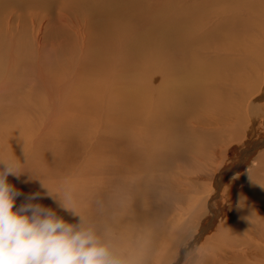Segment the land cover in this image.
<instances>
[{
	"label": "bare ground",
	"instance_id": "bare-ground-1",
	"mask_svg": "<svg viewBox=\"0 0 264 264\" xmlns=\"http://www.w3.org/2000/svg\"><path fill=\"white\" fill-rule=\"evenodd\" d=\"M45 1L47 0H0V50H7L11 60L9 61L11 62L10 65H15L13 68L18 67L23 61L38 63L42 58L43 38L41 35L43 25L41 23L43 22L37 18V13L34 12V8L36 9L34 4L39 6ZM60 1L63 4L64 1L70 3L73 7L82 10L79 12L84 14L85 23L89 25V27L86 25L85 29L91 28L89 31L85 30L79 33V46H82V52L87 48L85 46L87 43H96L99 45L100 51L103 49L111 50V54L116 51L114 48L118 47L121 49L120 52L124 58L121 54L117 57L118 55L115 53L116 57L126 60L124 65L127 70L130 59L138 61L137 63L141 66L139 71L137 70L138 65H135L137 69L132 67L131 72L126 69L118 71V68L109 71L107 73L109 79L105 81L107 83L102 87L100 86V80H102L100 74H95L96 80L89 79L86 85L81 84L77 90H74L73 96L76 97L78 103L83 105L81 110L93 111L95 107L99 108L102 117L98 118L99 123L96 122L95 124H98L96 131L93 128L95 132H99V137L105 138L110 133L122 138V140L135 143V145L133 143L127 147L126 153L122 157L119 155L121 153L118 152L119 149L115 151L110 149L107 158L108 162L112 161L107 168L110 177L103 178L102 182L94 183L92 186L94 189L91 192L86 193L87 190L83 184L77 186V208L79 211L88 217L98 233L102 237H107L115 250L126 255L132 264H264V243H260V240L259 244L254 241L255 232H257L255 227L264 230V213L260 210L262 203H264V137L255 141L254 146L252 145L253 149L257 151L253 165L236 176L237 181L235 183L236 186L240 185V188L236 202L230 208L233 217L221 221L215 229L216 234L210 235V231H214L216 218L222 214V211L217 207L220 205L217 198L221 194L220 190L225 175L230 173L226 160L231 150L236 146L243 145L257 132L264 133V37L261 36L262 29L260 30V25L264 27V0H190L184 9L172 6L167 8L163 5L158 8L155 6L151 8L148 0ZM25 8L30 10L27 12L30 15L31 34L34 37L33 51L27 58L23 56L24 54L21 53V48L18 45L19 40H22V34H19L20 31H14L25 15L20 11ZM4 10L9 11L6 16L3 15ZM145 20L146 22H144ZM141 23H147V27H141L145 30L138 32L142 30L138 29ZM1 25H3L2 28ZM4 27L7 28L5 30L7 31L6 36L4 35L5 32H2ZM87 32L90 34L89 38L86 36ZM12 33V37L9 36ZM4 54L6 53H2V55ZM111 54L110 56L114 53ZM115 58L110 59L114 62ZM117 59L114 63L120 62ZM26 63L28 64V62ZM3 65L0 64V67ZM24 65L25 62L19 67ZM34 67L36 68V64ZM42 70L44 69L36 70V82H33L47 97L42 99V106L39 103L40 99L36 103L26 102L27 109L29 111L32 109L33 117L21 126L15 125L19 129L18 136L0 135V151L14 156L20 151L28 157L32 156L33 153L31 154L27 148H33L32 143L38 145L44 137L47 127L55 122L57 116L59 118L60 107H62L60 99L65 96L66 90L70 91L68 87L77 79V74L72 73L73 80L61 82V84L58 82V87L49 89L48 80L52 79L50 76L48 78ZM18 71L23 70L17 69L16 72ZM80 71V64H78L77 72ZM141 71L145 76L142 77ZM2 76H0L2 79L0 82L9 79L8 75V78L5 75ZM81 76L83 75L81 74ZM84 76L80 79L84 80ZM158 76L161 78V83H156L158 86L156 84L154 86V83L151 82L155 80L151 81V78ZM65 77L67 79L68 75ZM28 79L31 81V78L28 77ZM20 80H23L22 77ZM24 80L23 82H28ZM33 80L35 79L33 78ZM120 85L123 87L117 88ZM18 92L16 93L18 94ZM4 98L7 97L4 96ZM105 101H108L105 103L106 106L103 105ZM5 102L7 103L6 100ZM58 102L60 105H57ZM44 105L51 106L49 116L44 111V109L47 110ZM1 113L0 115H2ZM46 115L48 118L46 120L43 118L40 122L41 125L34 123L40 116ZM111 120L114 122L109 123ZM62 135L64 136V134ZM66 135L69 134L66 133ZM204 135L207 137H202ZM197 141L200 143L197 144ZM49 144L52 145L50 142ZM195 145H200L201 158L195 157L194 162L200 163L198 166L196 164V167L204 170L197 178L203 182L209 181V183L206 186L197 187V182L195 184L193 178L189 177L190 175L186 178L180 177L181 179L175 183L178 185L179 195L178 192L175 195L177 197L175 198L174 210L172 209L173 212L168 217L162 214L163 217L157 215V219L151 220V213L149 215L142 205L144 201L148 202L146 201L148 195H154L148 192L150 190L148 188L152 182L154 185L159 180L156 176L160 175L159 173L163 168L161 162L163 158L161 157L167 152L168 158L173 159L175 157L176 159L181 151L191 150ZM43 146L41 147L43 148ZM35 148L34 150H38ZM65 154L67 155V153ZM53 155L55 154L53 153ZM55 157L57 158V156ZM17 159L19 158L17 157ZM73 159L79 158L74 157ZM121 161L124 172L130 176V179L126 180V188L123 190L125 194L120 190L116 193L112 192L121 182L119 179L122 172L117 170V163ZM243 164L244 161L240 160L236 169L242 170ZM168 173L170 172H166V175ZM232 173L234 172L231 171ZM114 175L119 179L114 178ZM8 180L19 190H22L21 188L25 185L11 175ZM48 181L52 180L49 179ZM26 184L28 185H25V194L35 191L32 187L29 188V183ZM167 185L169 184L167 183ZM159 187L161 188L160 185ZM162 187L167 186H164L163 183ZM44 191L42 190L43 193H45ZM55 193L53 194L55 195ZM116 194L119 195L117 198L114 197L113 202L116 200V203H120L125 198L120 208L108 206L112 202L111 196H117ZM62 195H57L56 198H63L64 195ZM163 195L165 196V194ZM69 196L71 195L67 197ZM148 199L150 201V198ZM254 199H257L255 204ZM70 200L73 199L70 198ZM39 202L53 208L69 222H73L70 213L50 204L52 202L49 203L48 198H43ZM166 206L168 207L167 204ZM242 216H245V223L240 221ZM205 234L208 236L202 241ZM130 244L135 246L133 253L130 251L124 253L123 249ZM139 249L141 250L140 257H138Z\"/></svg>",
	"mask_w": 264,
	"mask_h": 264
},
{
	"label": "rangeland",
	"instance_id": "rangeland-1",
	"mask_svg": "<svg viewBox=\"0 0 264 264\" xmlns=\"http://www.w3.org/2000/svg\"><path fill=\"white\" fill-rule=\"evenodd\" d=\"M189 1L190 0H153V1L152 0H148V3L151 5V8L154 7V6L158 8V7H160V6L163 5L164 7L167 6V8H171V6H172V7H178V9H184L186 7V5L189 3ZM199 1H204V0H199ZM34 7H36V9L34 8V12L37 13V18L39 20H41V22H43V23H41L43 25V28H42L43 31H42V35H41L42 38H43V51H41V53H43V54H42L41 60L38 63H32V62H29V61H23V62H25V65L24 66L26 67V69H25L24 66L23 67L22 66L19 67L20 65H23V62L20 63V65L18 67H14L13 68V66H15V65L14 64L13 65H10L11 62H9V61H11V60L9 59V53L7 52V50L5 49V47H4L5 50H0V64H4L2 67H0V74L2 73L0 76H2V75H5V77L7 75L9 76V79H6V81H1L0 82V89H1L0 90L1 91L0 93H2L1 95H2L3 98H4V96L7 97V98H4V100H3L2 97H0V113L3 111L1 113L2 115H0V135L1 134H3L4 136L10 135L11 137L18 136L19 135V129H17L16 126L17 125L18 126H21L23 123L27 122L28 120H30L33 117V112H31L32 109L30 111L27 109L26 102L27 101H30V102L32 101L33 103H36L37 100L40 99L39 100V103L41 105L42 99H44V98L47 97L46 95H44L42 93V91H41V89L39 87H36L35 86V82H36V70L44 69L42 71L47 74L48 78H49V76L51 77L52 80H48V82H49V89H51V88H54L55 89L56 87L59 86V84H61V82H65L67 80H70V81L73 80L74 77H73L72 73L74 74V72H75V74H77V79H75V81L71 83V86L68 87V89H70V91L69 90H66L65 91V96L64 97L62 96V98L60 99V101H61L60 104L62 106V107H60V109H61V113L59 114L60 116H59V118L57 116L55 122L52 125L50 124L51 125L50 126L51 128L50 127H47L48 129H46V132H45L46 135L44 134V137L39 141V144L37 143L38 145H40L39 148H38V145H35V143H32V145H34L33 148H31V149L30 148H27L31 154L33 153L32 156H30L31 158L28 157V155L26 156V154H22L20 151L17 152V155L15 157L16 158L18 157L20 160L23 161V163L21 161V164H22V167H23V170H24V175H22L20 178H16V180L19 179L20 183L21 184H25V185H28V184H26L24 181L26 179L29 180L30 181V182H28L30 184V187L29 188L32 187L33 191L35 190L34 192L39 191V192L43 193L42 190L44 191L45 188H43L41 186L42 183L45 184V185H47L49 188H51L53 190V193L56 192L55 193V196L62 195L63 192H64V194H63L64 196L62 195L63 198L66 197L69 200H70V198L73 199V200H70V201H72L76 205V207H77V186L79 187L80 185L83 184V187L87 190L86 193L91 192L94 189L92 187L94 183L102 182V179L103 178L110 177V173L107 170L108 164L110 166V163L112 162L111 160L108 162V159H107L109 157V151H110V149L112 151H115V150H118L119 149L118 152L119 151L121 152V153L119 152L120 153L119 155H121V157H122V155L124 156V153H126L127 147L129 145H132L134 142H130V141H127V140H124V139L122 140V138H120L118 136H113L110 133H108V136L105 137V138L99 137L98 136V135H100L99 132H95L96 131V127L98 125V124L97 125H95V124H96V122L99 123V119L98 118L102 117V114L98 110L99 108H96L95 107V109L93 111H89L88 109H85V111L84 110H81L82 107H83V105L80 104V103H78L76 101L77 100L76 97L73 96L74 95V90H77V87L79 85H81V84L82 85H86V82L89 79H91L93 81V79H95L94 75L95 74L98 75V73L100 74V78H102V80H100V86L102 87L103 85H105L107 83L105 81H108V79H109V78H107V73L109 71L114 70L115 68L116 69L118 68V71H121V70L126 69V66L124 65L126 63V60L125 59L123 60L124 57L121 54L122 52H120L121 49H119L118 47H116V49L114 48V50H116V51L115 52L113 51L112 54L113 53L114 54L116 53L118 55L117 57H119V55L121 54V56L123 57L122 59H117L116 54L115 55L114 54L112 55L111 54V50L107 51V50H104L103 49L102 51H100L99 45L96 44V43H92V44H88L87 43L85 45L87 48H85L84 52H82L83 51L82 50V46H79V44H80V42H79V33L81 31H85L86 30L85 29V26L87 24L85 23V20H84L85 19L84 16H83L84 14H81L79 12V11H82V10L76 8L75 6L73 7L72 4H70V3L68 4L65 1H64V4H63L60 0H47V1L43 2V4H39V6L34 4ZM54 7H55V9H54ZM24 10H25V12H24ZM58 10H59V12H58ZM73 10H74V12H73ZM27 11L30 12V10H28L27 8H25V9H23V10L20 11L21 13H23L25 15H24L23 19L21 20L19 26H17V28L14 29L15 32L20 31L19 34L20 35L22 34L21 35V39L22 40L21 41L19 40L18 45L21 48V53H23L24 54L23 56H25L26 58H27V56L30 55V52L33 51V46H34V44H33L34 43V40H33L34 37H33V34H31L32 33L31 32V25H30V21L31 20H30V15L28 14ZM55 11H56V13H55ZM8 12H9L8 10H4L3 15L6 16V14ZM81 17H82V19H81ZM0 19H1V16H0ZM75 21H77V22H75ZM144 22H146V20ZM69 24H70V26H69ZM142 24L143 23H141L140 26H139V28H138V29H142V30H140V31H138V29H135V30H137L138 32L144 31L145 29H143V28L147 27L146 26L147 23H144L143 26H142ZM2 26L3 25H1V28H2ZM87 26L89 27V25H87ZM75 27H77V28H75ZM141 27H143V28H141ZM3 29H2V32H5L4 35L6 36L7 35V31H5V30L7 28H5L4 30ZM90 29L91 28H88V30H86V31H89ZM65 30H66V32H65ZM260 30L263 32L261 36L264 37V27L261 26V25H260ZM60 31H62V32H60ZM69 31H70V33H69ZM251 34L256 35L257 33L256 34L251 33ZM12 35H13V33L11 35H9V36L12 37ZM86 36L89 38L90 37V34L87 32V35ZM19 39H20V36H19ZM59 39L61 40V42H60ZM71 41H73V42H71ZM20 43H21V45H20ZM92 47H93L94 50L92 49ZM87 49H88V51H87ZM60 51H61V53H60ZM69 51H70V53H69ZM2 53H6V54L2 55ZM75 53H77V54H75ZM57 54L58 55L60 54V55L58 56ZM110 54L112 56H110ZM62 55H64L63 58H62ZM121 56H120V58H121ZM60 58H62V59L60 60ZM110 58H115V60L117 59L120 62L116 61V63H114L115 60L113 62V60L110 59ZM84 59H86V60L84 61ZM133 60L134 59H130L129 63H131V64L128 63V66H129L128 68L129 69L128 70L126 69V70L129 71V72H131V70H133V68H136L135 65H138L139 66V67H137L138 69L136 68L138 71H139V68L141 67L140 64L137 63L138 61H136V60L133 61ZM2 61H3V63H2ZM86 61H88V62L86 63ZM26 62H28V64ZM26 64L28 65V67L26 66ZM35 64H36V68L34 67ZM78 64H80V68H81V71L80 72H77V65ZM119 64H120V66L122 68L120 66H118ZM31 66L33 67L32 69H31ZM109 66L113 67V69H111V67H109ZM15 68H17L18 70H21L22 69L23 71L16 72L17 69L15 70ZM92 68H94V69H92ZM107 68H108V70H107ZM86 70H87V73H86ZM22 72H25V73H22ZM48 72H49V74H48ZM141 73H142V77L145 76L142 71H141ZM81 74L83 76L85 75L84 76V80H81L80 79L81 77H83V76H81ZM66 75H68L67 79L65 77ZM8 76H7V78H8ZM16 76L17 77L19 76L20 79L22 77L23 80L25 79L29 83L28 82H23V80L21 81ZM123 76H124V74L122 75V77ZM28 77L31 78V81L29 79L27 80ZM33 78L35 80H33ZM137 78H139V77L137 76ZM14 79H16V80L14 81ZM153 79L155 81H152ZM0 80H2L1 77H0ZM33 81H35V82H33ZM151 81H152L151 83H154V86H155L156 83L157 84L161 83V78L159 76L157 78H151ZM11 82H12V84H11ZM58 82H59V84H58ZM30 83H33V84H30ZM97 83H98V81H97ZM94 84H96L95 81H94ZM7 86H8V88L9 87L10 88L8 89ZM121 87H123V86H121V85L120 86H117V88H119V89ZM31 88H32V90H31ZM28 90H31V91H28ZM17 91H19L20 93L18 92V94H17L16 93ZM5 93H7V94H5ZM8 93H10V94H8ZM150 93L152 94V92H150ZM9 97H10V100H9ZM49 99L50 98L48 97V100ZM5 100L7 101V103L5 102ZM10 102H12V103H10ZM13 102H15V103H13ZM59 102H58L57 105H60ZM106 102H108V101H105L103 103L104 106H106V104H105ZM8 104H9V106H8ZM71 105H72V107H71ZM44 107L47 108V110L44 109V111L49 116V114H50L49 113V109H50V112H51V106L44 105ZM66 109H67V111H66ZM25 110H26V112H25ZM76 110H78V111H76ZM88 111H89L90 114L88 113ZM74 113H76L75 116H74ZM4 115H5V117H4ZM70 115H71V117H70ZM46 116H42V117L40 116L38 120L34 121V123H37V124L41 125L40 122L43 120V118H45V120L48 118V116L47 117ZM64 116H67V117H64ZM62 118H63V120H62ZM3 119H5V120H3ZM89 120L92 121V122H90ZM1 121L3 122V124H1L2 123ZM86 122H87V124H86ZM112 122H114V121L111 120V122H109V123H112ZM5 127H7V128H5ZM34 128L41 129L40 127H34ZM93 128L95 129V131H94ZM71 129H74V130H71ZM5 131H6V133H4ZM74 131H75V133H74ZM66 133L69 134V135H71L72 137L69 136V135H66ZM62 134H64V136ZM261 134H262L261 132H257L255 135H253L250 138V140L245 141L243 145L236 146L235 148H233V150H231V152H230V154L228 156V159L226 160V165L228 166V169H230V173H227L225 175L226 177H225V180L223 182V186H222V188L220 190V193L221 194H219V196L217 198V200L220 202V205H218L217 207H218V209H220L222 211V214H221V216H218L216 218V220L214 222V228H213L214 231L211 230L210 231V233H211L210 235L216 234V230L215 229L217 228L218 224L221 221H223V220H225L227 218L230 219V218L233 217L232 209H230V208H231V205H233L236 202V196L238 195V193H239L238 190L240 188V185L239 186H236V183H235L237 181L236 176L239 175L240 173H242L243 171L247 170L255 162V158H256L255 155H256V152L257 151L253 149L252 145L255 143V141H257L260 138L264 137V133L262 135ZM48 135L49 136L51 135L52 137L51 136L49 137ZM81 135H82V137H81ZM66 136H67V138H64ZM47 137H48V140H47ZM202 137H207V135H204ZM208 137H210V135H208ZM45 139L47 141V144H46ZM74 139H75V141H74ZM53 141H54V143H53ZM81 141H83V142H81ZM49 142L52 145H50ZM70 142L72 143V145H71ZM112 142H113V145H112ZM44 143H45V145H44ZM86 143H88V144H86ZM199 143L200 142L197 141V144H199ZM32 145H31V147H32ZM133 145H135V143ZM41 146H43V148ZM81 146H84V147L81 148ZM11 147H13V146H11ZM108 147H109V149H108ZM199 147H200V145H198V146L195 145V146L192 147L193 150L191 148V150L190 149H187V150L181 151L179 153L180 155L178 154L179 156L178 155L176 156V159H175V157H173V159L172 158H168L169 157V154L167 152H165L163 154L164 156L161 157V158H163V159H161V162L163 163L162 164L163 168L161 169V171L159 173L160 175L159 176H156V178L158 177L159 180L157 181V183L154 184L155 186L152 185L153 184V182H152V184L148 188V189H150V190H148V192L149 193H153L154 195H150V196L148 195L147 198H146V201H148V202H145L144 201V203L142 205V207L146 209L145 211H147L149 213V215L151 213V215H150V219L151 220L155 219L158 216H162V214H165V217H168L173 212V210H174L173 207H175V201H176L175 198L177 197L175 195H177V194L179 195L178 185H176L175 183H177V181L179 179H181L182 177L186 178V177H188L190 175L189 177H192L193 178L195 184L197 182V184H196L197 187L198 186H200V187L201 186H206L209 183V181L203 182L202 180H200L199 178H197L198 175H201L202 174V171L204 172V170H200L199 168H197L196 167V164L197 163L194 162L197 157H200L201 158V154L199 152ZM34 148L35 149H38V150H34ZM80 148H81V150H80ZM77 149H79L80 151L79 150L76 151ZM247 150H249V151L246 152ZM38 151L41 152V153H39ZM184 151H185V153H183ZM45 153H47V154H45ZM53 153L55 155H53ZM62 153H64V154H62ZM65 153H67V155ZM181 153H183L182 156H181ZM245 153H247V154L244 156ZM37 154H39V155H37ZM35 155H37V156H35ZM184 155L185 156H188V157H185ZM55 156H57V158ZM67 156H68V158H67ZM20 157H22V158H20ZM74 157L75 158H79V159H75L74 160L73 159ZM80 160H81V162H80ZM240 160H243L244 161V164L242 165V170L239 171V169L238 168L236 169V167L240 163ZM28 161H29V163H28ZM81 163H83V164H81ZM119 163H117V166H118L117 167V170L120 171V172H122L121 173L122 176L120 177V179H122V180H120L115 175L113 176L114 178L119 179V181H121V182L118 183L119 185L117 184L118 187L115 189V191H112V192L116 193L118 190H120V191H122L125 194V191H123V190L126 188L125 187L126 180L128 181L130 179V176H129V174H126L124 172V167L122 165V161L119 162ZM198 164L200 165V163H198ZM198 164H197V166H198ZM120 165L122 166V168H121ZM54 166H56L57 168L54 167ZM232 168H234V169H232ZM180 169H182L181 172H179ZM34 170H35V172H34ZM121 170H123V171H121ZM188 170H189V172H188ZM231 171H233L234 173L231 174ZM166 172H170V173H168V175H166ZM175 174H178V175H175ZM47 175H48V177H47ZM133 176H134V174H133ZM44 177H46L47 179H45ZM162 177L163 178L165 177V178L163 179ZM56 178H58V179H56ZM61 178H63V179H61ZM49 179L52 180V181H50L51 183L48 181ZM163 183H164V186H167L168 187V188L167 187H164L166 191L162 187L163 186ZM167 183L169 185H167ZM25 185L21 188L22 189V190H20L21 193H24L25 192V189H26L25 188L26 187ZM159 185L161 186V188L159 187ZM174 185H176V186H174ZM170 186L173 187V188H171ZM53 188H55V189H53ZM154 188H155V192H154ZM56 189H57V191H56ZM161 190H163L162 193H161ZM44 192H46V191H44ZM65 192L68 193V194H66ZM173 192H174V194H173ZM163 194H165V196ZM68 195H71V196L67 197ZM116 195L117 196H111L112 197L111 198L112 199V202H110L108 206H112L114 208H120L121 207V204L124 203V199L125 198L123 199V202L116 203V200H114L115 202H113L114 197L117 198L119 194H116ZM172 195L174 197H170ZM22 197H23V195L21 197H18L17 198V203L18 204L23 200ZM148 198H150V201H149ZM256 201H257V199H254L253 200L254 204H255ZM48 202L49 203L52 202L50 204L57 206V204L54 203L53 200L50 199V198H48ZM89 203H92V202H89ZM166 204L168 205V207L166 206ZM152 205H154V206H152ZM164 207H165V209L167 208V210H165ZM237 207H238V202H237ZM260 210H261V212L264 213V203H262V206H261ZM161 211H162V213H160ZM163 211H166V212H163ZM168 211H170V212H168ZM159 213H160V215H159ZM153 214H155V216H153ZM240 221L242 223H245V216H242L241 219H240ZM73 222H75V218L74 217H73ZM255 228H256L255 231H257V232H255V237L254 238L256 240L254 239V241L255 242L257 241L256 243H258L259 240H260V243H264V238H262V237H264V230H261L260 228H257V227H255ZM261 233H263V234H261ZM207 236H208V234L203 235L202 241ZM130 245H128L126 248L123 249V252L124 253H126L128 251H130L131 253H133V251H134L133 248H135V246H132V245L130 246ZM141 247H142V245H141ZM139 248H140V246H139ZM140 249H139L138 257H140V253H141V250Z\"/></svg>",
	"mask_w": 264,
	"mask_h": 264
},
{
	"label": "clouds",
	"instance_id": "clouds-1",
	"mask_svg": "<svg viewBox=\"0 0 264 264\" xmlns=\"http://www.w3.org/2000/svg\"><path fill=\"white\" fill-rule=\"evenodd\" d=\"M10 175H24L22 164L14 155L0 151V264H132L72 201L57 199L45 184L41 185L45 193L22 194L9 182ZM43 198L52 199L75 222L40 203Z\"/></svg>",
	"mask_w": 264,
	"mask_h": 264
}]
</instances>
